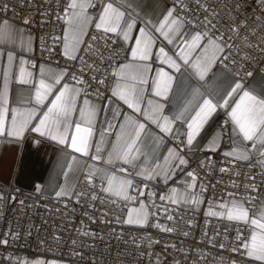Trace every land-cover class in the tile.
Instances as JSON below:
<instances>
[{
	"label": "built area",
	"instance_id": "1",
	"mask_svg": "<svg viewBox=\"0 0 264 264\" xmlns=\"http://www.w3.org/2000/svg\"><path fill=\"white\" fill-rule=\"evenodd\" d=\"M67 1L0 0V18L33 35V62L63 68L65 82L90 100L102 101L110 94L114 67L125 58L126 47L112 33L94 27L85 33L76 59L63 57ZM162 1L188 26L210 28L223 37L218 41L224 48V69L242 79L264 72V0ZM72 74L86 83L76 85ZM172 141L182 145L179 138ZM186 161L204 201L239 197L247 208L256 209V201L247 202L264 194V163L256 156L240 161L197 152ZM0 194V264H16L21 257L70 264H263L248 259L242 246L250 225L163 201L148 205L143 225H127L130 198L108 195L103 181L94 176L89 180L87 173L78 176L68 196L39 195L12 185H0Z\"/></svg>",
	"mask_w": 264,
	"mask_h": 264
},
{
	"label": "crops",
	"instance_id": "2",
	"mask_svg": "<svg viewBox=\"0 0 264 264\" xmlns=\"http://www.w3.org/2000/svg\"><path fill=\"white\" fill-rule=\"evenodd\" d=\"M89 2L92 4V7H87L84 13V15L88 17L87 21L81 16L80 19L73 18L72 24L69 25L66 22L67 18L64 17L65 24L62 32L61 52L65 58L68 57L65 55L66 50L69 55L76 56L81 43L76 44L75 48L73 47L74 33L79 32V38L82 41L85 33L96 27L95 25L98 22L102 6L106 2H111L114 6L120 7L121 10H125L134 20H136L139 27H143L146 21H151L149 24V31L157 37L152 48L153 52H156L159 47H165V51L169 55H174V53L179 51L181 46H183L184 54L191 61L195 62L197 58L205 55L204 46L207 42L206 40H202L199 42V46H194L191 41V36L196 32H209L214 39L217 38L213 30L210 28L197 29L196 27H190L186 24L182 30V35L186 38L187 42H185V39H177L174 44L168 45L167 41H164L159 33L154 32V26L159 27L160 22L164 20V16L170 11L169 6H167L162 0H89ZM68 3L69 0L66 5H68ZM174 16L180 17L175 14ZM4 21H7L12 25L13 30L10 33L0 35V87L4 85L3 73L5 68L11 69L12 75L19 74L20 59L27 61L25 67L33 73L36 81L40 79L41 66H43L45 73L50 71L56 73H59L61 70L64 71L63 68L55 67L52 64L33 62L31 59L34 45L33 35L24 32L21 25L19 26L6 18H0V23ZM66 29L68 30L67 49L65 42ZM129 31L130 36L132 37L139 35L138 28ZM112 34L124 47H126L127 50L125 58L115 65L113 70V72H115L118 65L131 62V47L135 46V39L124 40L122 37L118 38L115 33ZM22 40L27 42L26 45H22ZM217 42L219 43L218 40ZM219 45L223 47L222 44L219 43ZM13 49L14 54L16 55V60L14 62H9L6 53L8 50ZM212 53L213 49L209 47L207 55L211 56ZM222 55L223 52L219 53L217 62L213 64V70L217 73L214 81V88L223 95L228 84L233 80H236L244 86L245 91H249L250 94H254L258 98H264V72H254L245 79L239 78L220 65ZM149 63L152 68L149 75L153 77L155 76V69L159 67H164L165 70L169 72L172 71L166 64H162L160 60H157L155 55H153ZM181 72L183 73L182 79L186 83L194 82L190 70H186L183 65ZM174 75L179 77L181 76V73H175ZM211 75L212 73L210 72L209 76ZM65 80L62 81V83L65 82ZM173 83L175 88L176 81L174 80ZM122 84L123 81L114 77L109 91L110 94L102 101H92L82 93L77 97V110L72 113V118L74 120L79 119L80 108H84L86 111L92 109H95L96 111V115L93 117L94 127L92 136L90 137V146L87 155L77 153L68 146L71 143V135L75 132L74 124L69 129L66 144H60L47 136L41 137L37 133L27 131L19 138L0 135V185H12L19 191H33L39 195L42 194L55 197L57 196L56 193L61 191V187L63 186L67 188V192L62 196H68L73 189L75 180L80 174L87 173L89 175L90 172L95 173L97 169H101L106 173V177H115L114 184L116 185H120L121 182L130 181V184H123V190L120 191L119 194L115 191H104L114 198H130V204L126 209L127 213L124 218L125 222L129 219L130 214L134 218L137 213H140L142 206L143 213L147 215L148 205L155 201H162L160 197L162 195L165 197L169 196L171 194V189L176 188L178 192H183L185 188L184 181H187L189 184L192 183V178L187 176V173L192 171L187 170L186 164L181 166L175 172L169 171L173 163L178 164V160L174 159V156L177 153L182 155L185 160L188 156H191L194 153L205 152L211 155H224L231 160L242 161L245 159H239L237 157L240 152H245L247 156H256L261 163H264V156H261L256 149L252 148L251 142L243 141L238 130L234 129V125L229 116L231 109L235 107V104L239 101L242 92L226 96V104L224 103V100H221L220 103L224 106L217 108L193 144L187 145L186 136L181 135L186 132V126L182 125L181 121L177 120L170 125L173 129L171 133H164L160 128L156 127L154 123L144 121L142 116L138 117L137 114L133 113L126 104L118 99V97L112 96L113 89L122 86ZM30 87V85H19L14 79L9 80L8 89L10 102L13 107L18 106L23 94L28 93ZM59 87L60 85L57 86V89ZM228 90L230 91V89ZM32 91L34 99V89H32ZM52 98L53 97H49V100H46L45 103H49ZM149 99L156 101L160 98L154 97L150 88L145 85L144 100L141 103L142 108L150 107L147 103ZM184 99V97H177L170 92L169 99L163 101V115L169 116L171 119L172 112H174L179 105L184 103ZM85 100L89 101L88 105L84 104ZM23 107H27V105H23ZM124 115H128L132 120L139 118L141 122H145L148 132L150 133V136L146 138V143L140 145L143 150V155H140L136 160L135 166L125 164L122 160L115 158H112L111 163L108 162L109 153L113 150L112 145H119L121 143L117 139V134L121 132L120 125L128 123L124 120ZM109 122L112 127H109ZM85 126V124H82V127ZM173 136L180 140H184V143L182 145L173 143ZM97 144H99L101 148L99 153L96 151ZM234 148L237 149V152L232 155H225V153H231ZM169 149H173L174 153L170 154L168 151ZM93 156H99L100 158L92 159ZM166 156L169 157L168 162L165 161ZM73 157H75V161H73ZM68 163H74L75 168L69 171ZM157 166H159L158 175H153L151 179L140 174L145 171L157 169ZM129 167L130 169L127 170ZM121 169H123V171ZM66 171L69 172L68 176L64 175ZM93 176L101 180L98 174ZM166 176L168 178H166ZM101 181H103V189L108 188V179L105 178ZM188 191L193 193L197 202L193 203L192 199L188 202H180L178 204H173L170 201L163 202L174 206L179 205L190 210L192 209L196 213L214 216L219 219H226V216L222 217L219 213L221 211H225L226 213L227 211L226 208L222 210L219 207L220 204L232 200L243 202L239 197L227 198L220 201H204L199 193V182L197 178L195 180V186L188 189ZM141 193H143V195H141ZM261 197H264V194ZM211 213H217V215H212ZM248 236L247 240H250L251 230ZM247 258L257 261L248 256ZM37 262H39V264H50V262H54V264H70L63 260H54L44 257H21L16 264H37ZM257 262L264 264V262L261 261Z\"/></svg>",
	"mask_w": 264,
	"mask_h": 264
},
{
	"label": "snow or ice",
	"instance_id": "3",
	"mask_svg": "<svg viewBox=\"0 0 264 264\" xmlns=\"http://www.w3.org/2000/svg\"><path fill=\"white\" fill-rule=\"evenodd\" d=\"M87 7H92L89 0H69L64 12V17L67 18L66 22L71 25L73 18L80 19L81 16L87 21L88 17L84 15ZM4 10L7 11V8L5 7ZM28 22L27 19L24 21L25 24ZM150 23L151 21H146L143 27H139L131 15L125 10H121L120 7L114 6L113 3L106 2L102 6L98 22L95 25L96 28L102 29L104 33H115L118 38L122 37L124 40L135 39V46L131 47V62L118 65L117 70L113 72V76L123 81V84L113 89L112 96L118 97L138 117L142 116L144 121L154 123L164 133H171L173 129L170 125L177 120L181 121L182 125L186 126V132L181 135L186 136L187 145H192L212 114L218 107L224 106L220 101L224 100L226 104V96L242 92L239 101L229 113L230 119L234 129L238 130L242 136L243 141L251 142L252 148L256 149L261 156H264V98H258L256 95L250 94L249 91H245L244 86L236 80L228 84L223 95L214 88L217 73L213 70V64L217 62L218 54L224 52V48L219 45L217 40L223 39V37L214 39L209 32H196L192 35L191 41L194 46H199V42L202 40L207 42L204 46L205 55L193 62L184 54L183 46L174 55H169L165 51V47H159L156 52H153L152 48L157 37L149 31ZM187 23V20L176 17L172 11H169L164 16V20L160 22V26H154V32L159 33L168 45L174 44L177 39H185V42H187L182 35V30ZM242 26L246 27L247 25L242 23ZM134 28H138L139 35L132 37L129 30ZM12 30L13 26L7 21L0 23V35L10 33ZM232 31L238 32V29L233 28ZM67 38L68 30L66 29V49ZM82 42L79 38V32L74 33L73 47L75 48L76 44ZM21 43L26 45L27 42L22 40ZM209 47L213 49L211 56L207 55ZM65 55L69 59H76L75 56L69 55L67 50ZM153 55L172 71L169 72L164 67H159L155 69L154 77L149 75L152 71L149 62ZM6 57L9 62H14L16 60L14 49L8 50ZM223 59L227 60L228 57L224 56ZM19 64L18 75H12L9 68L4 69V85L0 87V135L19 138L27 131L37 133L41 137L47 136L60 144H66L69 129L74 124L75 132L71 135V143L68 146L77 153L87 155L94 127L93 117L96 115V111L95 109L86 111L84 108H80L79 119L74 120L72 118V113L77 110L76 100L81 93V89L67 82L62 83L68 75L63 70L59 73L51 71L45 73L43 66H41L40 79L36 81L33 73L25 67L27 61L20 59ZM182 65L186 70H190L194 82L186 83L182 79ZM210 72L212 73L211 76H209ZM175 73H181V76L177 77L174 75ZM248 75H251V73H248ZM72 78L75 80L76 85L86 83L84 80L77 78L75 74H72ZM10 79H14L19 85L31 86L29 92L23 94L17 107H13L10 102L8 89ZM174 80L176 81L175 88ZM104 82V80L99 81V83ZM58 85L60 87L57 89ZM145 85L150 88L154 97L160 98L156 101L149 99L147 103L150 107L148 108L141 107L144 100ZM32 89H34V99ZM170 92L177 97L185 98L184 103L172 112L171 119L169 116L163 115V101L169 99ZM49 97L53 98L50 99L49 103H45L46 100H49ZM84 104L88 105L89 101L85 100ZM23 105H27V107H23ZM123 118L128 123L120 125L121 132L117 134V139L121 143L112 145L113 150L109 153L108 162L111 163L112 158H115L122 160L125 164L135 166L136 160L140 155H143L140 145L146 143V138L150 136V133L146 123L141 122L139 118L132 120L128 115H124ZM82 124L86 126L82 127ZM109 127H112L110 122ZM183 143L184 140H181V144ZM96 151L98 153L101 151L99 144L96 146ZM168 151L170 154L174 153L173 149ZM235 152H237V149L234 148L231 153H225V155H232ZM99 158V156L92 157V159ZM237 158L248 159V156L245 152H240ZM174 159L178 160V164L173 163L169 169L170 172H175L187 163L184 157L178 153L175 154ZM168 160L169 157L166 156L165 161L168 162ZM73 161H75V157H73ZM158 167L140 174L151 179L153 175H158ZM74 168V163H68L69 171ZM121 170L123 171V169ZM96 174L99 175L101 180L108 179L109 186L103 189L105 192L115 191L119 194L123 190L124 183L130 184V181L121 182L120 185L114 184L115 177H106V173L101 169H97L95 173L90 172L89 180ZM64 175L68 176L69 172L66 171ZM187 176L192 178V183L189 184L184 181L185 188L183 192H178L176 188H173L169 196L162 195L160 199L170 201L173 204L188 202L190 199L193 203L197 202L193 193L188 191V189L195 186L196 176L193 172H188ZM166 178L168 177L166 176ZM253 191H256L255 187H253ZM66 192L67 188L62 186L61 191L57 192L56 195L59 197ZM0 199H2V194H0ZM253 201L257 203L255 210L247 208L241 201L232 200L222 203L219 207L222 210L226 208L227 211L226 213L221 211L219 215L226 216L229 221L244 222L246 225L251 226V238L246 240L242 246L249 258L264 262V197H249L247 202L252 203ZM250 213L253 214L250 215ZM211 214L217 215V213ZM168 219L171 220L172 217L169 216ZM146 220L147 215L143 213L142 206L141 212L137 213L134 218L130 214L125 223L143 225ZM157 226L159 227V225ZM164 230L172 231V229ZM3 243H7V241L5 240ZM50 264H54V262H50Z\"/></svg>",
	"mask_w": 264,
	"mask_h": 264
}]
</instances>
